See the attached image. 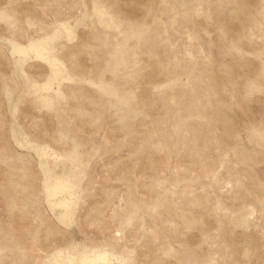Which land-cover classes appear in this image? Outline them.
Here are the masks:
<instances>
[{
    "label": "rangeland",
    "instance_id": "obj_1",
    "mask_svg": "<svg viewBox=\"0 0 264 264\" xmlns=\"http://www.w3.org/2000/svg\"><path fill=\"white\" fill-rule=\"evenodd\" d=\"M264 264V0H0V264Z\"/></svg>",
    "mask_w": 264,
    "mask_h": 264
},
{
    "label": "bare ground",
    "instance_id": "obj_2",
    "mask_svg": "<svg viewBox=\"0 0 264 264\" xmlns=\"http://www.w3.org/2000/svg\"><path fill=\"white\" fill-rule=\"evenodd\" d=\"M104 260L102 258H98V260H87V261H83L82 264H102ZM107 264V263H105Z\"/></svg>",
    "mask_w": 264,
    "mask_h": 264
}]
</instances>
